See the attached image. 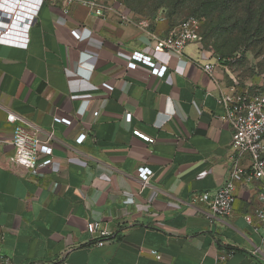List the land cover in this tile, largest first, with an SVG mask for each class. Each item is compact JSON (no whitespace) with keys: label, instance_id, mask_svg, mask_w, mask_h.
<instances>
[{"label":"crops","instance_id":"obj_1","mask_svg":"<svg viewBox=\"0 0 264 264\" xmlns=\"http://www.w3.org/2000/svg\"><path fill=\"white\" fill-rule=\"evenodd\" d=\"M83 1L112 10L97 16ZM139 21L118 0H44L27 49L0 45V252L17 264H264V251L253 254L264 235L257 181L236 184L230 217H208L199 200L224 184L235 157L221 93L263 79H241L202 42L158 55L162 78L143 64L128 69L124 55H153L147 31L171 30ZM8 112L36 127L40 141L53 133L50 167L14 165ZM141 167L153 173L143 188ZM93 221L111 234L101 246L86 231Z\"/></svg>","mask_w":264,"mask_h":264},{"label":"built area","instance_id":"obj_2","mask_svg":"<svg viewBox=\"0 0 264 264\" xmlns=\"http://www.w3.org/2000/svg\"><path fill=\"white\" fill-rule=\"evenodd\" d=\"M67 3L73 0H65ZM44 0H0V45L27 49L30 41V29L35 23ZM84 5L92 10L95 15L101 16L102 11L112 10L111 7L97 4L93 1H83ZM122 23H132L133 21L125 14L118 13ZM138 25L147 29L145 21H139ZM148 38L153 43V55L148 56L143 53L134 52L123 57L127 61L128 69H136L138 64H143L150 68L151 74L162 78L167 70V64L160 62L157 56L181 55L183 49L191 43H201L200 23L197 19L190 17L181 21L176 27L171 29L166 36H157L149 31L146 32ZM75 39H81L77 31H71ZM202 70L210 77L213 76L214 66L206 64ZM104 87H112L104 84ZM219 102L224 109L222 120L226 121L232 130L231 149L235 154L232 159L231 168L224 184L213 194L202 193L199 200L206 204L208 217H230L234 210L236 201V184L257 185L256 190L258 208L254 211V217L264 224V91L258 87L242 89L237 81L226 92L221 93ZM131 114L125 115V121L130 122ZM6 121L14 125L12 144L15 149L14 165L28 170L38 171L48 168L53 163V149L51 140L53 133H49L45 141L37 138V129L23 121L18 115L8 112ZM57 123L70 125L68 119L54 117ZM135 135L144 141L152 143L153 139L135 131ZM86 135L80 134L76 144H82ZM249 157V166L243 167L240 160L243 156ZM136 175L142 183V188L148 185L153 173L149 168L141 167ZM252 187V186H250ZM245 220L252 224L250 216ZM98 221L88 222L86 231L94 240L95 245L101 246L111 237V234ZM1 238V237H0ZM264 251V235L262 246L257 247L253 254ZM157 260L161 255L155 251H150ZM227 254L223 253L219 258L226 259ZM0 264H17L9 257L0 252Z\"/></svg>","mask_w":264,"mask_h":264},{"label":"rangeland","instance_id":"obj_3","mask_svg":"<svg viewBox=\"0 0 264 264\" xmlns=\"http://www.w3.org/2000/svg\"><path fill=\"white\" fill-rule=\"evenodd\" d=\"M128 8L133 9L149 27L173 29L181 21L193 17L200 23L202 41L205 48L237 72L241 79H263L264 86V41H238V34L223 29L221 33L211 34L208 31L220 25V15L202 0H127ZM177 3V4H176ZM219 35V36H218ZM215 36H218L216 41Z\"/></svg>","mask_w":264,"mask_h":264},{"label":"trees","instance_id":"obj_4","mask_svg":"<svg viewBox=\"0 0 264 264\" xmlns=\"http://www.w3.org/2000/svg\"><path fill=\"white\" fill-rule=\"evenodd\" d=\"M118 1L137 15L133 9L128 8L127 0ZM174 2L178 3L182 0H174ZM202 2L210 4V8L220 15V25L217 23L216 28H210L206 34L208 39H211V34H218V31L221 41L222 30L227 29L231 33L238 34V41H264V0H202ZM218 36H215L216 41ZM202 41H204L203 35ZM219 60L223 61L222 58ZM258 88L264 91V86Z\"/></svg>","mask_w":264,"mask_h":264}]
</instances>
